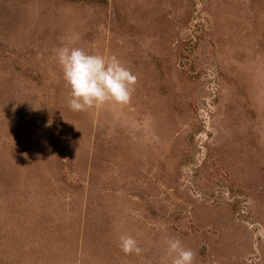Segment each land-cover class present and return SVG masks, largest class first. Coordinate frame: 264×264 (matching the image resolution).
Here are the masks:
<instances>
[{
  "label": "rangeland",
  "instance_id": "rangeland-1",
  "mask_svg": "<svg viewBox=\"0 0 264 264\" xmlns=\"http://www.w3.org/2000/svg\"><path fill=\"white\" fill-rule=\"evenodd\" d=\"M63 46L130 102L72 111ZM166 238L264 264V0H0V264H170Z\"/></svg>",
  "mask_w": 264,
  "mask_h": 264
},
{
  "label": "clouds",
  "instance_id": "clouds-1",
  "mask_svg": "<svg viewBox=\"0 0 264 264\" xmlns=\"http://www.w3.org/2000/svg\"><path fill=\"white\" fill-rule=\"evenodd\" d=\"M56 57L70 88L68 104L72 111L130 102L137 77L117 57L89 54L83 48L69 46L57 49ZM164 243L170 264H194L195 253L179 239L166 238ZM119 247L125 255L139 256L143 252L131 235L121 236Z\"/></svg>",
  "mask_w": 264,
  "mask_h": 264
}]
</instances>
